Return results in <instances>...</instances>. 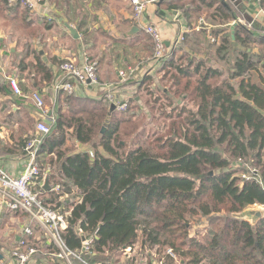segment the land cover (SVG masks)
<instances>
[{
	"label": "trees",
	"instance_id": "obj_1",
	"mask_svg": "<svg viewBox=\"0 0 264 264\" xmlns=\"http://www.w3.org/2000/svg\"><path fill=\"white\" fill-rule=\"evenodd\" d=\"M0 2L8 16L29 23L25 0ZM257 3L264 12V0ZM174 4L186 11L188 21L204 17L216 27L210 32L205 24L198 31L193 27L179 47H168L158 68L137 81V96L127 110L115 108L106 92L74 111L58 109L39 155L55 154L56 160H49L63 181L58 192L44 190L49 192L44 201L69 224L62 231L67 247L83 252L89 263L153 264L150 251L156 248L155 256L165 264H264V218L253 224L239 217L252 205H264V28L223 0ZM219 34L220 41H212L211 36ZM35 67L43 79L54 78L38 57ZM162 71L163 77L173 74L176 79L175 91H164L165 96L183 99L182 108L189 105L188 99L197 104L189 110L195 130L181 137L174 129L162 145L168 148L166 155L152 152L141 141L154 119H148L141 100L155 108L162 95L151 83ZM110 107L114 110L106 126ZM25 120L34 127L32 118ZM38 136L29 135L8 149L0 145V151L27 154L26 142ZM70 137L90 145L94 155L77 152L75 144H67ZM232 159H253L259 174L242 179L240 169H231ZM204 220L207 223L202 224ZM83 238L92 239L86 251ZM25 239L29 244L30 237ZM168 248L176 258L167 254ZM48 249L57 250L52 244ZM38 253L40 260L48 256Z\"/></svg>",
	"mask_w": 264,
	"mask_h": 264
},
{
	"label": "crops",
	"instance_id": "obj_2",
	"mask_svg": "<svg viewBox=\"0 0 264 264\" xmlns=\"http://www.w3.org/2000/svg\"><path fill=\"white\" fill-rule=\"evenodd\" d=\"M176 1L163 0L160 2L158 0L151 3L141 22L134 19L129 0H32L34 6H29L28 24L22 23L21 19L16 16H8L5 6L0 2L1 147L3 149L14 147L16 141L20 142L29 135L38 134L37 124L39 122L53 127L58 109L71 112L75 108L86 106L100 99L107 87L114 91L120 101L126 100L130 103L131 99L137 96V81L143 78L146 71H152V68H158L159 65L157 61L151 60L149 53L151 37L142 29V24H155L169 48L179 47L185 33L192 31L193 27L198 31L203 23L208 26L206 29L209 32L216 27L206 23L204 17H201L200 21H188L186 11L175 7ZM223 1L235 5L241 14L244 13L247 18H251L252 22L259 21L264 28V12L258 9L259 5L255 0ZM190 7L191 3H186V9L189 8L187 13L190 12ZM238 20L244 22L241 18ZM69 26L75 29L76 33H73ZM183 29L187 31L184 34ZM182 36L183 39L180 40ZM220 37L221 34L214 35L211 39L218 42ZM25 53H27V58H25ZM37 57L52 70L54 78L51 81L43 79L42 73L37 71L35 67ZM86 57L90 59L94 57L99 61L98 84L88 86L77 84L74 95L55 91L54 84L61 78L59 65L68 59L81 64L85 62ZM130 66L137 67L136 77L127 81L121 80L120 70H126ZM8 77L18 79L22 95L14 94ZM36 92L42 94L45 100L46 105L43 109H39L31 97ZM136 98L139 99V97ZM113 106L116 108L115 105ZM110 108L109 113L112 115L114 109ZM27 116L34 121V127H29V124L25 122ZM73 129V127H68L67 131L73 133ZM42 137L44 140L45 136ZM70 143L76 145L77 152L93 150L88 144H82L76 139L74 141L73 137L67 141V144ZM51 157L56 160L55 154L45 153L38 156L45 172L42 177L43 181H39V184L43 186V196L49 195L47 191L50 190L58 192L55 187L63 181L58 176L56 164L50 162ZM27 162L28 154L19 153L18 150L0 152V166L12 176L21 174ZM50 175L55 178H48ZM57 180L60 181L54 184ZM48 188L50 190H47ZM44 190H47L46 193ZM19 213L20 211L5 207L0 199V223H3L0 228V250L5 244L3 249L6 252L5 255L0 253L8 256L9 248L24 247L22 239L30 237V240H34L36 247L42 246L41 249L44 253H48L49 258L45 263L43 258L40 260L36 257L29 264H48L49 262L56 264L57 260H61L58 257L59 246L55 241H44L45 237L37 222L30 225L35 231L34 237L33 233L31 235L24 233L26 226L22 227L21 231L14 228H21V222L17 216ZM25 215L22 219L28 218V215ZM51 244L57 250L49 251L48 245ZM3 263L11 264L10 259ZM143 264H146V261Z\"/></svg>",
	"mask_w": 264,
	"mask_h": 264
},
{
	"label": "built area",
	"instance_id": "obj_3",
	"mask_svg": "<svg viewBox=\"0 0 264 264\" xmlns=\"http://www.w3.org/2000/svg\"><path fill=\"white\" fill-rule=\"evenodd\" d=\"M12 1L13 0H11V2ZM157 1L158 0H129L132 6L134 19L141 21L148 6ZM258 1L260 0H255V2ZM26 3H28L30 7L34 6L32 0H28ZM142 29L152 38L154 43L155 53L152 60L160 63V61L166 57L169 48L166 46L159 28L155 24L146 23L142 24ZM185 31L186 30L184 29L182 30L183 34ZM182 39L183 36L180 37V40ZM85 59V62L81 64L68 59L59 65L61 78H59L54 84L55 91H63L67 95H74L77 84L84 86L98 84L99 62L90 59V57H86ZM136 74L137 67L135 66H130L126 70H120V77L123 81H127L131 78L134 79ZM8 81L14 94H23L17 78L8 77ZM106 96L118 110H127L129 102L126 100L120 101L110 87L106 88ZM31 97L39 109L45 108L46 104L42 94L36 92L33 93ZM51 132L52 127L50 125L44 122H39L37 124V133L39 136L29 139L26 144L28 162L21 174L12 176L0 166V199L5 207L14 211H25L29 217L31 216L33 221H38L41 224L38 223L40 226L47 229L51 234V237L54 238V241L59 246L58 257L64 258L67 264H72L70 259L71 255L75 256L74 261H78L80 264H97L87 262L83 255L78 256L67 247L62 238V231L66 230L69 224L60 211L51 208L44 202L43 186L42 184H39V181L40 179H43L42 174L44 176L45 172L40 165L38 156L43 140L42 136H46ZM89 153L91 156L94 155L93 151H89ZM60 188L61 186L57 185L55 190L59 191ZM24 233L31 235L33 233L32 228L27 226ZM91 242L92 239H83L84 251L89 249ZM22 245H27L25 238L22 239ZM35 252L34 248H30L27 252H22L16 249L11 251L10 254L16 259V264H26L29 256ZM167 254L176 258V255L171 248L167 249ZM158 262H160L159 264H162L163 261Z\"/></svg>",
	"mask_w": 264,
	"mask_h": 264
},
{
	"label": "rangeland",
	"instance_id": "obj_4",
	"mask_svg": "<svg viewBox=\"0 0 264 264\" xmlns=\"http://www.w3.org/2000/svg\"><path fill=\"white\" fill-rule=\"evenodd\" d=\"M26 1H28V0H25V4L28 5V3H26ZM233 23L234 22H232V24ZM206 27H208V26L206 25ZM188 32H190V31H188ZM149 42H150L149 43L150 44L149 53L152 55V58H151V60H152L154 53H155L154 43H153L152 38L149 40ZM190 51H192V50H190ZM185 60L186 59H184L180 63H185ZM180 63H178V64H180ZM163 74H164V71H162L160 74H157L155 77V82L151 83L152 89H156V93L162 95L160 101L157 102L155 108L154 107L149 108L148 105L146 106V103L144 102V100H141V103L143 105L145 113L147 114L148 119H150L152 116L154 117L153 122L148 126V127H151L152 129L146 130L148 132H146L145 135L141 136V141L142 142L146 141L144 147L151 149L152 152L157 153L159 155H166L167 154L168 148L165 145L164 146H162V145H163L164 139H166L167 137H169L171 135H174L173 134L174 129L176 130V133L181 137L184 136L185 131L189 130L190 135L193 133V131L195 130V127L191 123L192 114L189 112V110L191 111L192 109L197 108V104H196L195 100L188 99L189 101L187 103L189 105L183 106V108L185 107L184 108L185 110H184L182 108V105H180V103H182L183 99H180V98L171 99V98L165 96L164 91H170L172 94L175 91L173 82H175L176 79L174 78L173 74L171 76H166V77H163ZM185 79L186 78H184V80ZM144 92H146V91H144ZM146 94L144 95V97L146 96ZM150 98L153 99V96H150ZM106 119H107V117H106ZM27 142H26V144H27ZM69 146H73V144L70 143ZM18 152L23 153V152H21V150H18ZM26 152H27V150H26ZM231 169H236V170L240 169V171L237 172V174H239L242 179L251 180L254 177H256V175L259 174L260 168L255 163V161L253 159H246V160H244V159H241V160L232 159ZM261 207H264V205H259V204L252 205L246 211H244L243 213H240L239 217L248 219L251 223L255 224L256 220L249 219L248 216H246V214H244V213L249 211V210L260 209ZM24 213H25V211H20L19 215H17L18 219L21 222V224H20L21 228L14 227L16 230L21 231L22 227L30 226L31 223L35 224V221H33L31 219V216L30 217L28 216V218L22 219V217H24L23 215L26 214V213L25 214ZM203 222L204 223H202V224H205V223H207V220H204ZM37 223H39V222L37 221ZM40 230L45 237V240H44L45 242L46 241L54 242V238L51 237V234L48 232L47 229H44L42 226H40ZM32 231H33V229H32ZM192 233H193V231H192ZM34 234H35V231H33V234H32L33 237H34ZM11 241H12V239H11ZM31 241L33 244L31 243ZM44 241H43V243H44ZM0 242H1V240H0ZM28 243L29 244L25 245L24 247L17 249V250H20L22 252H27L30 248H34V250L36 251L34 254H31L29 256L26 264H29V262H31V260L36 258L35 254L38 252L43 253L42 255L44 256V252L41 249L42 246L39 245V248H38V246L36 247L34 240H29ZM4 246H5V244L2 245L1 248L3 249ZM2 249L0 250V252L4 253V255H5L6 252L4 249L2 251ZM8 250H10V252H11V251L16 250V249L9 248ZM139 250H140V244L138 243L135 247V251L138 252ZM10 252L8 253V256H4L3 259H4V261L10 259L11 264H13L14 262L16 264V259L10 254ZM72 252L78 256L83 255V253H80L77 251H72ZM150 252L152 254L151 256H153L155 259L153 264H159L160 262H158V261H163L162 264H165L164 259L158 260L157 256H155L157 254L156 248H152ZM74 257L75 256H73V255L70 256L71 263L77 264L78 261L75 262ZM48 258H49V255L46 257H43L42 260H45V263H47ZM60 259H61L62 264H67V262L64 258H60ZM0 263L2 264L1 260H0ZM96 263L102 264V263H98V262H96ZM176 264H180V262L176 261Z\"/></svg>",
	"mask_w": 264,
	"mask_h": 264
},
{
	"label": "water",
	"instance_id": "obj_5",
	"mask_svg": "<svg viewBox=\"0 0 264 264\" xmlns=\"http://www.w3.org/2000/svg\"><path fill=\"white\" fill-rule=\"evenodd\" d=\"M236 24H237V22L235 21L233 23V27H235ZM70 29H71V31H73V33H76V30L75 29H73L72 27H70ZM167 45H169V43H167ZM110 118H111V113L108 114V117L106 119V125L110 121ZM46 182L48 183V181H46ZM47 187H48V185H47ZM244 214H246V216H248V218L249 219H252V220L262 219V218H264V207H261L260 209H257V210L256 209L255 210H249V211L245 212ZM3 257H4V255L2 253H0V260H2Z\"/></svg>",
	"mask_w": 264,
	"mask_h": 264
}]
</instances>
